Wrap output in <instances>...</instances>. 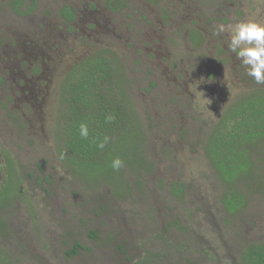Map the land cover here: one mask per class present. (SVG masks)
I'll use <instances>...</instances> for the list:
<instances>
[{"label": "trees", "instance_id": "16d2710c", "mask_svg": "<svg viewBox=\"0 0 264 264\" xmlns=\"http://www.w3.org/2000/svg\"><path fill=\"white\" fill-rule=\"evenodd\" d=\"M54 1L68 25L72 58L41 94L42 102L49 96L52 101L45 119L38 120L48 129L52 149L43 147L27 127L31 104L25 102L26 110L5 109L18 128L19 149L33 157L24 158L0 141V264H264V84L247 75L234 53L233 62L227 33L214 35L216 25L244 19L248 7L255 10V2L227 0L220 4L221 12L213 9L225 0H205L201 15V7L192 4H182L176 15L156 0L155 7L167 16L158 21L161 27L152 25L170 41L191 44L203 56L198 61L205 93L200 92L209 99L208 109L199 99L186 125L182 114L169 113L165 105L167 98L181 102L180 93L160 96L177 80L147 63L142 47L136 49L133 42L128 52L118 42L96 47L92 31L116 33L115 14L121 6L129 8L128 0ZM11 3L21 15L37 7V0ZM180 4L176 0V9ZM134 6L129 10L134 12ZM6 7L0 4V22ZM260 12L264 15V7ZM190 17L192 22L184 23ZM173 19L176 32L171 36L164 28L174 27ZM212 39L217 50L207 48ZM156 56V51L149 54L150 59ZM175 65V79H180L181 66ZM155 71L160 77L150 79ZM5 79L0 76V82ZM229 80L233 85L224 86ZM207 82L218 84V91L210 93ZM138 90L148 98L138 97ZM5 102H0L1 109ZM20 111L26 112L25 118ZM81 122L88 124L87 138L79 135ZM171 127L194 159L207 167L201 178L211 184V211L194 197V169L176 161V175L169 180L157 176L160 158L173 156L167 143L174 134ZM152 133L159 137L156 148ZM105 136L109 143L100 149L97 144ZM156 149L157 157L152 152ZM47 155L58 157L53 169L60 178L43 168ZM115 157L124 162L119 170L111 167ZM149 176L159 180L152 184ZM103 211L109 213L101 221L92 215L100 218ZM50 218L60 232L57 243L47 235Z\"/></svg>", "mask_w": 264, "mask_h": 264}, {"label": "rangeland", "instance_id": "374dc122", "mask_svg": "<svg viewBox=\"0 0 264 264\" xmlns=\"http://www.w3.org/2000/svg\"><path fill=\"white\" fill-rule=\"evenodd\" d=\"M94 1L98 0H90L89 4ZM99 1L101 2L102 0ZM128 1L130 2L129 8L131 4L135 5V11L133 12L132 10H129V8L126 9L124 6L120 7L115 14L114 27L116 33L103 31L102 28L97 30V32L92 31V36H96V47H101V49L106 46L113 47L116 42H118V44L127 52L130 50L128 44L132 42L135 44L136 49L138 46L142 47V55L147 63L151 64L152 67L157 65L162 74H167V77L170 79L177 80L175 85L165 88V90L160 93V96L163 98L165 93H180L181 102H168L167 98L165 101L167 103H165V105L168 106L169 113H174L175 116L176 112L182 114V123L185 122L187 125L192 120V115L190 114V111L192 110L191 106L195 105V103L198 104L199 97L203 95V93L200 92V89L204 92L203 82L205 81V74L203 69H200L198 61V58H202L203 56L199 55V51H194L191 44L174 43L168 39V35L162 34L160 30L155 28L161 27L156 25L159 23L158 21L161 19L162 15L167 16V11L161 12L155 7L156 0ZM186 1V3H183L181 0H178L181 4L179 8L176 9V0H160L161 5H163L164 8L168 10L172 7L176 15L178 14L176 10L179 11L182 4L198 5L201 7L198 12L201 15V9L204 8L203 4L205 0ZM245 1L248 5H251L249 4L251 2H255V10H251V6L248 7L244 19L252 18L264 22V15L260 12L264 7V0ZM11 2L12 0H0V4L9 6L6 7L4 12L1 11L3 13L0 22V76L3 75L6 79L3 82H0V102H5L8 96L13 97L10 102H5L7 107H2V109L0 107V141L6 146L19 152L24 158H30L33 157V155H30L29 151L19 149L17 143L18 139L15 136L18 128L10 123L11 119L6 117L7 112L5 109H9V111L26 110L25 102L31 104L32 117H26V112L20 111L19 114L23 118L26 117L25 119L27 120L28 129L32 130L34 135L37 136L38 140L43 144V147L45 146L48 150L52 149L53 142L48 129L41 127L42 123L38 122V120L45 119V110L47 105L49 106L52 101L49 96L50 94H48L49 98H47L45 102H42L41 94L45 92L46 87H48L47 84L56 82L61 76L60 74L62 71H64V68L66 69L70 66L69 61L72 58V53L69 52L68 47L71 46V43H69L70 39L67 37L68 25L60 16V9L59 7L57 8L54 0H37V7H35L33 11L22 15L15 11ZM218 2L219 3L216 4V7L213 9L215 11H221L223 7L221 8L220 4L227 3V0L224 2ZM98 5L101 6V8L105 6ZM123 5L125 4L123 3ZM53 6L55 10L51 12L53 9L49 8H52ZM205 8H207V6ZM182 16L186 17V15ZM192 20L193 17H190L188 20H185L184 23L189 24ZM170 22L174 27L164 29L173 36L174 32H176V19H173ZM152 24H155V27ZM79 26H82V22H79ZM86 33L87 31L85 30V34ZM141 37H143V41ZM65 38H68V40H65ZM207 45V48L217 50L213 39L209 41ZM152 51L158 52V56L154 59L149 58V54ZM175 51L176 54H174ZM229 53L232 55L230 51ZM230 54L229 56L231 59ZM234 57L235 56L232 55L233 62ZM237 62L239 61L237 60ZM175 63L177 64V67L181 66L182 75L180 79H178L177 76L175 79ZM193 65H195L197 69H200L197 73L193 71ZM36 66L41 68L39 72L33 71ZM214 69L217 72L221 71L217 65H214ZM225 73L228 78L233 77L235 81L233 80L232 82L236 83L237 80L235 76L228 75L227 73L229 72ZM157 77H160L157 71H155V74L150 75V79ZM225 79L226 77H224V80ZM207 83L208 85L206 87L208 88L209 86L208 89L210 90V93L218 89V84L213 85L214 82ZM232 85L233 84L230 80L224 83V86L226 87ZM155 91L153 90V94H155ZM136 95L144 99L149 96L139 90ZM204 96L206 97V94ZM208 97L211 100V97ZM181 105H185V107L182 108ZM178 125L177 129L181 130L182 126L179 123ZM11 126L14 128V131L10 129ZM170 129L173 130L172 132L174 134H171L172 138H170L167 143L170 145V148L173 149V156L166 157L167 159L165 158L163 161L162 158H160V166L156 169L157 176L169 180V177H172L174 174L176 175V161L187 168L194 169L198 174L194 179V183H198L197 189L194 191V197L199 205L201 204L203 207L207 209L209 208L211 211L213 197H209L208 195V187L211 184H208L207 181L201 178V175L206 173L207 167L203 162L194 159V156H192L186 148L185 142L177 137L175 132L176 128L173 129V127H171ZM158 139L159 137L152 133L151 141L153 148H156L155 146H157ZM157 150L158 149L152 151L156 157ZM47 158V162H43V168L50 173H54L55 177L60 178V176H58V171L53 169V165H57L59 162L58 157L53 156L50 158V156L47 155ZM39 164H42V160H39ZM38 171L40 172V170ZM63 175H65V173ZM149 179L152 181V184L159 180L158 178L152 179L151 176L148 177V180ZM108 213V211L101 212L100 218L94 214L92 215L98 221H101L103 218L108 217ZM210 217H213L212 214H210ZM116 219L118 218L116 217ZM16 221V219H13L12 223L15 225ZM51 223H54V218H50L49 224L46 226L47 235L52 242L57 243L59 241L60 232L58 231V227L51 225ZM212 224L215 225L216 222H212ZM165 264H173V262L167 260Z\"/></svg>", "mask_w": 264, "mask_h": 264}, {"label": "clouds", "instance_id": "9594fccd", "mask_svg": "<svg viewBox=\"0 0 264 264\" xmlns=\"http://www.w3.org/2000/svg\"><path fill=\"white\" fill-rule=\"evenodd\" d=\"M222 33L228 34V49L245 67L247 75L256 83L264 84V22L249 18L228 24L220 23L216 25L214 35ZM199 99L203 102L202 107L207 108L209 99L204 94ZM111 119L110 116L106 117V120ZM79 135L82 138L89 136L87 123H80ZM109 140L110 137L105 136L99 141L97 147L103 149ZM123 165L124 162L120 157H115L111 161V167L114 170H119Z\"/></svg>", "mask_w": 264, "mask_h": 264}]
</instances>
